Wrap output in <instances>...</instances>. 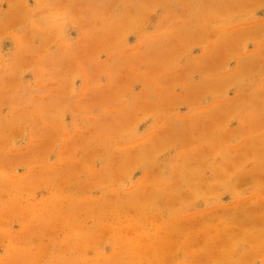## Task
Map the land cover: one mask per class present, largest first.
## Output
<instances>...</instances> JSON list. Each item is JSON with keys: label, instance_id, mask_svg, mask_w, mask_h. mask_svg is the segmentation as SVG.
<instances>
[{"label": "rangeland", "instance_id": "rangeland-1", "mask_svg": "<svg viewBox=\"0 0 264 264\" xmlns=\"http://www.w3.org/2000/svg\"><path fill=\"white\" fill-rule=\"evenodd\" d=\"M0 0V264H264V0Z\"/></svg>", "mask_w": 264, "mask_h": 264}, {"label": "clouds", "instance_id": "clouds-1", "mask_svg": "<svg viewBox=\"0 0 264 264\" xmlns=\"http://www.w3.org/2000/svg\"><path fill=\"white\" fill-rule=\"evenodd\" d=\"M28 23L35 33L50 35L57 46L67 48L76 19L59 0H33Z\"/></svg>", "mask_w": 264, "mask_h": 264}]
</instances>
